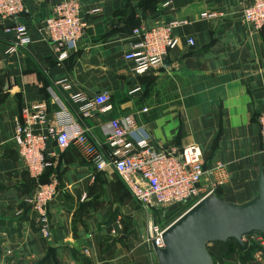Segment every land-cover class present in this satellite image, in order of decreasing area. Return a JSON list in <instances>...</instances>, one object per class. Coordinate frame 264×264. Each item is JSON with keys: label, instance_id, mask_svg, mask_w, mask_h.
Segmentation results:
<instances>
[{"label": "crops", "instance_id": "obj_1", "mask_svg": "<svg viewBox=\"0 0 264 264\" xmlns=\"http://www.w3.org/2000/svg\"><path fill=\"white\" fill-rule=\"evenodd\" d=\"M55 1L24 0L27 13L18 22L29 42L14 51L15 37L6 31L14 23L0 19V264H157L147 241L148 214L121 178L109 167L93 170L75 147L60 149L51 139L45 146L51 166L41 182L56 178L58 192L48 204L51 235L42 239L28 204L35 185L11 140L14 121L44 103L46 123L32 129L45 134L55 126L60 103L98 150L111 156L103 126L133 115L142 128L135 140L125 139L130 151L140 140L155 151L196 144L206 164L227 166L220 196L245 203L257 193L260 168L264 176L258 126L264 113V30L243 19L249 0H80L87 26L75 50L58 63L43 31ZM212 13L216 17H203ZM172 20L185 23L174 31L176 48L161 67L136 73L123 57L132 30ZM101 93L110 97L106 109L91 104ZM118 220L124 230L112 236ZM229 247L230 261L223 264H264V253L256 249L247 254Z\"/></svg>", "mask_w": 264, "mask_h": 264}, {"label": "built area", "instance_id": "obj_2", "mask_svg": "<svg viewBox=\"0 0 264 264\" xmlns=\"http://www.w3.org/2000/svg\"><path fill=\"white\" fill-rule=\"evenodd\" d=\"M95 12V11H92ZM24 0H0V19L9 20L14 25L8 29L15 40L11 45L14 51L29 42L26 26L18 19L26 15ZM244 21L255 31L264 30V0H249L242 11ZM204 18L216 17V14H205ZM185 23L172 20L166 24L146 28L142 25L132 30V41L124 59L129 61L134 71L142 74L148 70L163 65L168 53L174 50L178 40L174 35L175 29ZM85 16L82 13L80 0H56L52 6V13L43 21V31L46 39L54 46L58 63L67 59L68 52L75 50L86 28ZM189 46L194 45L193 39L187 40ZM83 103L85 99L80 96ZM110 97L106 93L97 95L92 100V106L106 109ZM54 127H48L47 132L36 133L34 125L46 123L45 104H36L22 113V121L16 119L13 126L12 143L19 156L24 170L36 182L35 191L28 199L33 213V221L42 239L51 235V224L48 215V204L58 192L56 178L47 183H39V179L51 166L49 154L45 151L46 142L55 141L60 149L75 147L81 156L95 171L111 168L124 183L125 188L144 212H151L146 224L147 241L152 254L153 247L162 248V234L170 224L164 222L165 215L161 214L169 207L180 204L185 211L205 196L218 191L229 180L227 166L221 161L206 164L200 148L190 144L180 150L165 149L155 151L144 140L138 149L130 151L125 139L137 136L141 128L133 115H126L111 119L103 126L106 141L112 147V155L106 156L98 150L87 130L74 119L68 109L59 103L54 113ZM259 137L264 150V113L258 118ZM135 140V139H134ZM152 212L159 215L152 216ZM176 212V211H175ZM122 230L118 220L112 236H117ZM244 242H251L264 253V236L251 233L244 236Z\"/></svg>", "mask_w": 264, "mask_h": 264}, {"label": "water", "instance_id": "obj_3", "mask_svg": "<svg viewBox=\"0 0 264 264\" xmlns=\"http://www.w3.org/2000/svg\"><path fill=\"white\" fill-rule=\"evenodd\" d=\"M257 183V193L245 203H231L211 193L180 214L163 232V247H153L157 264H214L207 251L208 244L233 239L244 248V236L253 232L264 236V176L261 168ZM178 207L180 204L169 207L163 214Z\"/></svg>", "mask_w": 264, "mask_h": 264}, {"label": "trees", "instance_id": "obj_4", "mask_svg": "<svg viewBox=\"0 0 264 264\" xmlns=\"http://www.w3.org/2000/svg\"><path fill=\"white\" fill-rule=\"evenodd\" d=\"M46 172V171H45ZM45 172H44V174H45ZM28 174V173H27ZM43 174V175H44ZM43 175H42V177H43ZM42 177L39 179V183H41L42 184V182H41V180H42ZM31 180L34 182V185H36V182H35V180L34 179H32L31 178ZM218 195H220V191H218V193H217ZM179 210H181V208L180 209H178L176 212H173L172 214H170V215H167V216H165L164 217V219H165V221L166 220H169L175 213H177ZM123 230H124V228H123ZM122 230V231H123ZM253 233H258V232H253ZM251 234V233H250ZM260 234V233H259ZM249 235V234H248ZM211 245H215L214 247H215V249H220L221 250V253H222V255L221 256H215L220 262H222V264H223V260L225 261H230V257H229V249H230V245H232L233 247H235L236 249H239V250H241L242 252L244 251L245 253H249L250 252V250H252V249H256V250H258L259 251V247L256 245V244H254V243H251V242H246V245H245V247L243 248V247H241L238 243H236V241L235 240H233V239H230V240H227L225 243H220V242H215V243H210ZM209 245V244H208ZM207 245V251H208V253L210 254V256L212 257V259H213V254H212V252L210 251V248H209V246ZM214 253V252H213ZM215 255H216V253H214ZM214 263V262H213Z\"/></svg>", "mask_w": 264, "mask_h": 264}, {"label": "rangeland", "instance_id": "obj_5", "mask_svg": "<svg viewBox=\"0 0 264 264\" xmlns=\"http://www.w3.org/2000/svg\"><path fill=\"white\" fill-rule=\"evenodd\" d=\"M136 208H137V206H136ZM138 209V208H137ZM185 211V208H181V210H179L177 213H175L169 220H164V222L166 223V224H169V223H171L174 219H176L180 214H182L183 212ZM146 214H148V218H147V220H146V224H147V222H148V220H149V215L151 214V212H145ZM170 214H172V213H170ZM170 214H168V215H170ZM152 216H154V218H158V216L159 215H156L154 212H152ZM135 222V221H134ZM215 245H211V246H209V248H210V251L212 252V254H213V262H214V264H222V262H220L215 256V254L213 253L214 251H213V247H214ZM226 264H229V263H226Z\"/></svg>", "mask_w": 264, "mask_h": 264}, {"label": "flooded vegetation", "instance_id": "obj_6", "mask_svg": "<svg viewBox=\"0 0 264 264\" xmlns=\"http://www.w3.org/2000/svg\"><path fill=\"white\" fill-rule=\"evenodd\" d=\"M175 211H177V210H175ZM175 211H173V212H175ZM173 212H171V213H173ZM168 214H170V213H167L165 216H167Z\"/></svg>", "mask_w": 264, "mask_h": 264}]
</instances>
